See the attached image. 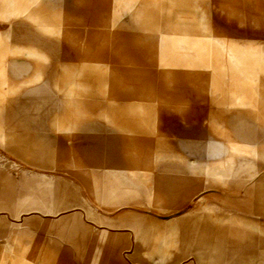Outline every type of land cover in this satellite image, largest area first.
Listing matches in <instances>:
<instances>
[{
	"label": "rangeland",
	"instance_id": "1",
	"mask_svg": "<svg viewBox=\"0 0 264 264\" xmlns=\"http://www.w3.org/2000/svg\"><path fill=\"white\" fill-rule=\"evenodd\" d=\"M0 144V264H264V0H0Z\"/></svg>",
	"mask_w": 264,
	"mask_h": 264
},
{
	"label": "crops",
	"instance_id": "2",
	"mask_svg": "<svg viewBox=\"0 0 264 264\" xmlns=\"http://www.w3.org/2000/svg\"><path fill=\"white\" fill-rule=\"evenodd\" d=\"M98 140H100V139L94 138L92 141L95 144L99 143L98 145L102 148V143L99 142ZM112 140H113L112 141V144H113V142L115 140H114V138ZM10 142H12V143L13 142H22V140L12 139ZM12 143H8V145L5 144V145L1 146V150H3L5 153H7V154H9L11 156L14 155V156H16L18 158H21L23 161H26V162L30 161L29 158H30V156H33L34 152H38L39 151V150H35V149H31L30 150V149L24 148L22 146H16L15 144H12ZM113 146H114V144H113ZM77 150H75V151H77ZM93 150H94V148H93ZM93 150L90 149L88 151H90L92 153V152H94ZM39 152L42 153L43 150H40ZM111 152H112V156H115L114 151L111 150ZM40 156L42 157L43 155H40ZM35 158H37V157H35ZM27 164H29V163H27ZM33 164L35 166H37V167H40L41 169H44V167H45L43 165V163L41 162V160L39 162H35ZM135 201H137V200H135ZM182 210H185V209H181V211ZM169 219H171V218H169ZM236 226H238V224H236ZM220 230H221L220 227L217 228V231H220ZM232 231L233 232H231V233L237 234L238 228L237 227H235V228L233 227ZM234 236H236V235H234ZM234 236H233V238H234ZM224 238H226V237H222V238L218 237L217 239L221 240V239H224ZM211 239L212 238L207 237V235L201 234V232L199 233V237L197 239L193 238L192 234L186 235L184 237V240H188V241H190V243L187 242V244L184 245V247L187 248L185 251H183L184 254L187 255V254H190L189 252H192V251L196 250L197 251L196 254L199 257L198 258L199 259V264H206L207 262H210L212 264H220V263H225V262L226 263L229 262V263H232V264H236L239 261L242 262L243 264L247 263L248 260H246V258L243 257L244 253L242 254L241 252L240 253L239 252H237V253L236 252H225V251H223V249H221L222 251L219 254H217L218 257H215V258L213 257L212 254L205 253V251L208 250L209 248H214L215 249V248H218V247L219 248H224L225 247V246H222V245L219 246L220 244H215L214 246H210L209 242H210ZM194 242H196V243H194ZM248 247H249V249H255L253 246H249L248 245ZM262 248L264 249V246ZM113 250H114L113 252L115 254V252L118 251V248L115 246L113 248ZM209 255L211 257H209ZM187 258L188 257H185V259H183L182 261L186 260ZM185 262L187 263V261H185ZM95 264H123V263H122V261L119 258H117V256L113 255V257L110 258L109 261L97 262ZM194 264H196V262ZM251 264H255V263L251 262Z\"/></svg>",
	"mask_w": 264,
	"mask_h": 264
}]
</instances>
